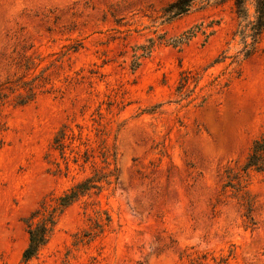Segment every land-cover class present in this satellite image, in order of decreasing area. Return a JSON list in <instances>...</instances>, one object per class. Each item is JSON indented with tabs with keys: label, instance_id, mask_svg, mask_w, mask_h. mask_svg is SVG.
Listing matches in <instances>:
<instances>
[{
	"label": "rangeland",
	"instance_id": "374dc122",
	"mask_svg": "<svg viewBox=\"0 0 264 264\" xmlns=\"http://www.w3.org/2000/svg\"><path fill=\"white\" fill-rule=\"evenodd\" d=\"M171 1L0 0V83L39 84L0 104V264L40 206L54 224L30 264H264V171L222 188L264 133V30L239 67L210 65L237 48L231 2L162 24Z\"/></svg>",
	"mask_w": 264,
	"mask_h": 264
},
{
	"label": "trees",
	"instance_id": "16d2710c",
	"mask_svg": "<svg viewBox=\"0 0 264 264\" xmlns=\"http://www.w3.org/2000/svg\"><path fill=\"white\" fill-rule=\"evenodd\" d=\"M228 1L232 4V9L237 20L236 28L232 34V39L236 40L237 48L230 55L227 54L226 49L222 50L211 61L210 65L230 59L229 64L232 67H239L240 63L250 57L258 48V43L264 30V0H173L161 10L159 16L160 23H170L190 12L195 6L197 9H203L208 6L222 5ZM29 64V61H26L23 69L28 70ZM188 74V71L180 73L179 84L176 87V93L180 99L185 97L184 86L188 84L190 78ZM193 80L195 84L198 81V79ZM38 87L39 84L36 81V77L27 80L23 76H18L14 79L6 80L0 83V104L9 101L10 96H13L11 98L13 105L23 106L35 99ZM203 101L204 99L202 98L199 103L201 104ZM1 128L2 124L0 123ZM65 137V130L59 129L53 138V147L62 152L64 148L63 139ZM104 161L107 163L106 157ZM250 171H264V133L252 141L243 164L237 170H233L232 168L225 170L226 181L222 184V188H230L234 192L239 193L245 187ZM100 176L97 177V174H95L72 186L69 192L59 199L60 205L62 207L68 205L81 193L90 188H98L96 183L101 179ZM247 208L249 209L248 204ZM34 218H37L36 221H33ZM24 222L26 224L28 243L23 249L17 264H30L31 258L46 243L49 232L54 224V217L52 213L45 211L44 206H40L39 209L31 211L30 215L24 219Z\"/></svg>",
	"mask_w": 264,
	"mask_h": 264
}]
</instances>
